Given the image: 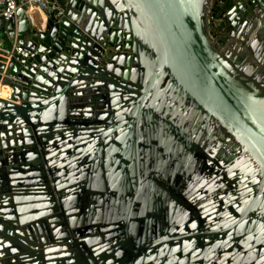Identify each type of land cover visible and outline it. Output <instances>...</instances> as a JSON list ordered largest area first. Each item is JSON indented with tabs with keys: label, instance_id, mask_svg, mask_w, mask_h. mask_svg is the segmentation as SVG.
Returning a JSON list of instances; mask_svg holds the SVG:
<instances>
[{
	"label": "water",
	"instance_id": "95a60500",
	"mask_svg": "<svg viewBox=\"0 0 264 264\" xmlns=\"http://www.w3.org/2000/svg\"><path fill=\"white\" fill-rule=\"evenodd\" d=\"M55 1L62 9V16L54 18L51 12L43 25L37 28L29 26L24 15V6L18 7L14 15L7 20L0 17V86L9 88L0 109V135L7 134V126H18L8 131L12 130L16 133L14 135L21 136L28 134V129L31 128L34 145L37 143L44 147L45 151L47 146L54 150L59 148L60 157L64 160L57 164V167L68 164L65 165L68 170L66 174L63 175V171L60 174L63 175L62 181L71 187L77 180L72 179L71 171L75 173L73 169L77 163L74 161V152L78 149V135L72 119L73 110L103 107L104 116L107 118L98 119L99 122L94 124L97 127L89 129L93 131L85 175L90 188L85 185L83 188L70 189L65 196L66 201H69L70 197H80L81 194L85 198V195L88 196L85 192L96 189V193H102V190L98 189L99 186H104L107 174L112 176L118 168L113 184L118 182L120 185L123 181L127 182L132 174L138 175L142 151L152 164L159 150L164 152L165 133L173 137L167 145L168 150H172L174 145H180L189 153H197L200 159L205 160L206 157L204 158L202 153L206 154L207 149L211 148L207 145L205 151H200L190 139L181 134V130L175 127L171 119H185L191 113L193 121L189 120L188 124H194L197 118L209 121L214 118L225 128L227 134L224 136L230 134L239 144L240 148L235 149L232 158H236V166L239 168L233 172L238 180H245L246 183L254 185L246 195L247 200H242L243 204L239 205L240 209L250 205V210L244 219L236 217L232 234L216 233L217 230L226 229L229 220H233L234 213L237 216L239 208H235L234 192L231 188L226 199L222 197L224 193H221L215 202L206 203L205 209H210L208 212L212 211L217 217L210 222L213 223V229L217 228L214 235L202 238L204 236L199 229L202 225L189 220L186 227L195 226L198 231L194 237H184L176 241L175 245L187 246L191 243L195 246L191 252L193 254L199 253L200 249L207 251V248L217 241L231 242L233 245L246 237L250 241L264 237V213L258 215L252 210L258 204V210L264 212V0H247L254 8V17L249 23L253 25L249 28L250 34L248 33L245 39L237 37L241 33L240 30L227 38H216L212 34L211 28L216 17L211 13L212 0ZM124 25L132 27L134 32H126L123 36L121 31ZM219 26L221 27L222 23ZM98 32L102 35L99 43L96 41ZM111 42L122 43V48L129 51L125 68L117 64L118 73L122 71L121 76H117L112 69L110 71L105 68L107 64L117 62L118 57L124 55L123 52L111 56L108 60L101 57L102 45ZM120 45L114 48L117 50ZM12 46L21 47L26 52L35 50L38 54L22 57L11 50ZM129 70L134 72L131 77L126 74ZM78 83L93 84L99 92L84 95V92L76 90ZM159 104L162 107L161 114L156 112ZM67 134H70L71 138ZM17 140L21 142L23 139ZM212 140L214 143L215 139ZM86 145L87 143H83L80 147ZM110 147L114 149L109 151L112 157L108 158ZM28 153L21 150L17 155L25 156ZM96 155H99L97 159ZM37 161L39 162L38 159ZM109 161H112L113 165L106 170ZM6 166L8 165L4 166L5 175L8 172ZM170 167L172 171H180L179 176L184 178V167L180 162L179 167L177 165L180 170L174 168L175 164L168 165V168ZM95 176L99 180L97 183L92 182ZM191 177L192 175L189 178ZM27 179L25 177L23 182L24 188L28 183ZM9 180L8 178V183ZM60 183L59 181L56 184ZM51 184L55 186V181ZM44 185L50 188L47 180ZM155 186L156 189H152L151 193L154 207L158 202L156 192L162 188L163 183L157 181ZM224 186L225 192L229 182L224 183ZM19 191L22 193L23 190ZM48 196L50 200V192ZM91 197L96 198L95 195ZM9 198L13 199L11 196ZM24 199L25 202L21 204L20 200L15 199L18 206L24 205V208L17 212L21 211L25 215L24 211L30 209L31 212L38 207L34 204L36 201ZM10 202L14 205V202ZM175 202L173 203L176 207L181 203L177 199ZM74 203L75 201H72L70 204ZM28 204L31 206L26 207ZM62 207L67 222L70 215L67 214V206ZM43 208L41 204L40 209ZM194 208L200 216L201 210L197 206ZM173 209L165 207L163 213L170 216L172 211H177ZM13 212L10 213L12 218ZM144 213L140 215V221L130 219L123 224L121 238L113 240L104 255L91 252L93 259H90L80 246H76L68 250L72 258L67 261L64 258L62 263L58 261V264H123L125 260L132 262L131 264H159L160 259L145 258L147 255L151 258L158 252L160 253L157 257L170 259L160 264H191L192 258L188 257L191 254H184L183 251L174 253L180 247L173 248V242L162 250L160 247H150L151 244L146 243L147 238L139 237L149 236L154 239L153 235L148 233L152 230L147 229L148 232H144L141 223L150 218L147 214H152L154 219L163 215L158 210ZM120 214L123 213L120 211ZM153 226L163 230L165 223ZM153 226L150 229H154ZM158 235L161 234L158 232ZM9 236H12V242L10 239L6 240L2 247L9 257L0 264H44L36 255L21 252L17 247L20 242L16 240V232L13 235L9 233ZM125 236L135 237L133 241L136 239L137 243L130 246V242L125 241ZM19 239L25 240L21 237ZM91 242L88 241L87 244L93 247ZM0 253H3L5 258L4 251ZM240 256L252 257L253 253L246 252L236 258ZM212 257L218 264L223 257L229 260L222 251L212 252ZM202 260L197 264H201ZM205 261L206 259L204 263Z\"/></svg>",
	"mask_w": 264,
	"mask_h": 264
},
{
	"label": "bare ground",
	"instance_id": "6f19581e",
	"mask_svg": "<svg viewBox=\"0 0 264 264\" xmlns=\"http://www.w3.org/2000/svg\"><path fill=\"white\" fill-rule=\"evenodd\" d=\"M251 26L253 25L248 24L245 27L242 26V28L239 29L241 33L237 37L240 36L245 39L246 36L250 34L249 32L251 29L249 28H251ZM123 29L121 31L123 36H125L126 32L129 34L134 32L133 28L128 25H124ZM101 36V33L98 32L96 40L98 43L100 42ZM123 53L124 55L118 57L117 62H113V64L110 65L107 64L105 69L110 71L112 69L117 76L118 74L121 76L122 71L118 73L119 68L117 64L125 68L126 55L129 54V51L124 49ZM133 73V71L129 70L126 74L131 77ZM80 84L82 83L77 84L76 90H80L82 93L84 92V95H88L94 91L95 93L99 92L96 90L98 88H95L93 84ZM8 93L9 88L7 86H0L1 98L6 97ZM113 101H115L114 98ZM160 105L161 104L156 107V112L159 114H161L160 111L162 109ZM104 111L103 107H99L98 109L85 107L81 110L77 108L73 110L72 119L77 130L78 149L74 152L76 155L74 161L77 163L76 169H73L75 173L71 171L72 179L77 180L73 182V186L71 187L65 184V181H62L63 175L68 171L66 168L68 164H62L57 167V164H60L64 160V158L60 157L61 152H59V148L54 150L47 146V150L45 151L44 147L39 146L37 143L34 145V136L31 128L28 129V134L26 133L21 136L14 135L16 133L12 130L8 131V129L18 126H7L5 130L7 134L4 133V135H0V184H2L0 185V252L4 251L5 255L4 258L3 253H0V262L6 261V257H9L8 252L2 247L6 243V240H12V236H9V233L13 235L15 232L17 236L16 240L20 242V246L17 247L21 249V252L29 255H36V258H39L44 264H58V261L62 263L64 258L65 261L71 259L72 256L68 250H72V248H76V246H80L86 255L90 259H93L91 252H99L100 255H104L105 250L108 248L110 249L117 238H121V233L123 234L122 228L125 222L130 219H132V221H136V219L140 221V215L142 213L145 211L154 212V210L162 212L163 215L155 214V216L162 215L161 218L154 219L152 218V214H147L150 218L141 223V229L143 228L145 230L144 232H148L146 231L147 229L152 230L148 233L153 235L154 239L149 236L139 237L147 238L146 243L151 244L150 247L156 246L163 250L166 245L169 243L172 244L173 242V248L180 247L177 251H174V253L183 251L184 254H191L195 247L193 244L188 243L187 246L182 244L178 245V247L175 245L176 241L178 242V240L184 237L187 239L194 237V234L198 231L195 226H193V228H187L186 222L192 220L193 222L197 221V225H206L205 227L201 226V228H199L204 236L202 238L214 235L217 228L213 229V223L210 222L217 219V217L214 216L212 211L208 212L210 209H205L206 203L208 201L215 202L217 196L221 193H224L222 197L226 199L229 196V191L232 190L231 188H233L232 191L234 192L233 202L235 203V208H239L237 209V216L236 213H234L233 220H229L230 222L225 227L226 229L217 230L216 233H226L225 235L232 234V229L236 224V217L242 220L245 216H248L247 213L250 210V205L243 209H240L239 205L243 204L241 203L242 200H247L246 195L253 189L254 185L253 183H246L247 181L245 180H238L237 176L234 175L233 170L239 167L236 166V158L233 160L232 158L234 157L235 149L239 150V144L230 134L224 136V134H227L225 128L214 118H211L209 121L205 120V118L199 120L196 117L198 120L195 119L194 124L191 122L188 124L189 120L192 119L193 121L192 113L185 117V119L183 117L179 119L178 117L170 119L175 127H177L179 131L181 130V134H183L185 138L190 139L193 145L195 147L197 146L200 151L201 149H206L207 145L211 148L209 149L207 147L208 152H206V154L200 152L204 158L206 157L205 160L200 159L197 153H189L188 150L183 149L180 145H174L172 150H168L167 145L171 143L173 137L171 134L165 133L163 138V141H166L164 152L159 150L160 152L155 156L152 164L146 153L142 151V156L140 157L141 167L138 175L132 174L127 182L123 181L124 183L118 185V182L113 184L112 181L113 178L117 176L119 168L115 172L112 170L114 172L112 176L110 174L108 176L107 174L105 185L99 186L98 188L102 190V193L99 194V192H97V194L96 189L95 191H88V193L85 192L88 195H85V198L82 197V194H79L80 197L72 196L69 201H66L65 196L70 189L76 187L83 188L82 186L85 185L87 188H90L87 184V176L85 175V169L88 167L87 162L89 154L91 153L90 143L92 139L91 132L93 131L89 129L96 128L97 126L94 125L95 123H98L102 118H107L104 116ZM81 112L83 113L80 117ZM181 118H183V120ZM67 136L71 138L70 134H67ZM212 138L215 139L214 143ZM17 139L23 140L20 142ZM83 143H87V145L85 147H80ZM109 149L108 158H111L112 153L109 151L114 148L110 147ZM21 150L25 153L29 152L28 155H17V152L19 153ZM43 155L45 156L44 159L42 158ZM137 155H139V153H137ZM98 157L99 155H96L95 158L97 159ZM125 157L126 155L124 154V159ZM109 162V165L106 164V170H108L107 168L109 166L113 165L112 161ZM179 162L182 167H184V171L182 172L184 178L179 176L180 171H172L171 167L168 168V165L172 164H175L174 168H178ZM6 164L8 165V167L6 166L8 172L5 175L6 169L4 166ZM113 168L116 167L113 166ZM92 170L93 169H91V171ZM178 170L180 169L178 168ZM61 171L64 172L63 175L60 174ZM236 172L239 173L238 171ZM75 174L76 176H74ZM191 175L192 177L189 178ZM25 177L28 178V185L26 184L24 188L22 185ZM58 177H60L59 180ZM8 178L10 179L9 183L7 182ZM46 180L50 184V188L45 187L44 184ZM53 181H55V186L51 184ZM59 181L61 183L63 182L64 185H60L61 183L56 184L59 183ZM97 181L99 180L95 176L92 182L97 183ZM157 181L162 182L163 186L162 188L158 187L159 189L156 192L158 193L156 197L158 202L154 204V207L152 205L151 193L156 189L157 186L155 185ZM228 182L229 186L224 192L223 190L226 188L224 183L227 184ZM124 184H126L125 187ZM122 185L123 187H121ZM236 189H238V191H236ZM19 190H23L22 193ZM27 191L31 193L28 194ZM49 192L51 195L50 200L48 199ZM90 195H95L96 198H92ZM170 195H174V197L170 198ZM9 196L13 199H10ZM24 198L29 199V201L31 199L32 201H36L34 204L38 206L31 212L30 209L28 211L22 210L24 213L26 212L25 215H23L21 211L17 212V210L23 209L24 205L22 207L18 206L15 200H20L19 204H21L25 202ZM175 199L181 202L177 207L173 203ZM10 201L14 202V205H12L13 203ZM72 201H75V203L70 204ZM41 204L44 207L43 209H40ZM63 205L67 206V214L70 215V220L67 222L65 213L62 210ZM30 206L31 205L28 204L26 207ZM194 206H197L198 209L201 210L200 216L197 214ZM165 207H173V210L177 209V211H170L171 213L169 216L167 213H163ZM258 209H260L258 208V204L252 208L253 212H256L258 215L264 213ZM12 211H14L13 218L11 217L12 214H10ZM120 211L123 214H120ZM157 223H165V227H162L164 229H155L153 225ZM150 225L153 226L154 229H150ZM239 231L238 229L237 232L239 233ZM158 232L161 235H158ZM197 235H199V233ZM19 237L25 240L21 241ZM125 238L126 242H130V246L137 243L136 239L133 241L135 237L125 236ZM247 238L248 237L241 239L240 242H238V240L234 242L233 245L231 242L217 241L207 248V251L205 249H200L198 251L199 253H193L188 257L192 258L191 261L193 262H191V264H197L201 259H203L201 264H218L215 262V258L213 259L212 252L218 253L222 251V254L228 256L229 260H225L223 257L219 262L220 264H264V237L255 238L253 241ZM88 241H92L93 247L87 244ZM246 252H252L253 256H240L236 258V256L240 254L243 255ZM159 253L160 252L151 256V258L147 255L145 258H147L146 260L152 258H154V260L160 259L159 264L170 260L165 257H157ZM204 259H206L205 263ZM131 263L132 262H128L127 260L123 261V264Z\"/></svg>",
	"mask_w": 264,
	"mask_h": 264
},
{
	"label": "flooded vegetation",
	"instance_id": "af4514ba",
	"mask_svg": "<svg viewBox=\"0 0 264 264\" xmlns=\"http://www.w3.org/2000/svg\"><path fill=\"white\" fill-rule=\"evenodd\" d=\"M210 8L211 13L216 16L211 28L216 38H227L232 33H237L242 26L251 23L254 17V8L247 3V0H212ZM220 23H222L221 27Z\"/></svg>",
	"mask_w": 264,
	"mask_h": 264
},
{
	"label": "built area",
	"instance_id": "2783aa9c",
	"mask_svg": "<svg viewBox=\"0 0 264 264\" xmlns=\"http://www.w3.org/2000/svg\"><path fill=\"white\" fill-rule=\"evenodd\" d=\"M24 6V15L30 27L42 26L45 18L51 12L54 18L62 16V9L58 7L55 0H0V17L3 20H7L14 15L18 7ZM34 14H39L38 18L35 19ZM15 53L20 54L22 57L33 56L38 54L37 51L33 50L30 52L24 51L21 47L12 46ZM9 54V52H7ZM6 97H0V109L3 107L2 100Z\"/></svg>",
	"mask_w": 264,
	"mask_h": 264
},
{
	"label": "rangeland",
	"instance_id": "374dc122",
	"mask_svg": "<svg viewBox=\"0 0 264 264\" xmlns=\"http://www.w3.org/2000/svg\"><path fill=\"white\" fill-rule=\"evenodd\" d=\"M212 2V1H211ZM211 5V4H210ZM122 43H113V42H111V43H106L105 45H102V58L104 59V60H108V59H110L111 58V56H113V55H118L119 53H121V52H123V48H122ZM117 45H120V48L119 49H115L114 48V46H117Z\"/></svg>",
	"mask_w": 264,
	"mask_h": 264
},
{
	"label": "crops",
	"instance_id": "0c3cea01",
	"mask_svg": "<svg viewBox=\"0 0 264 264\" xmlns=\"http://www.w3.org/2000/svg\"><path fill=\"white\" fill-rule=\"evenodd\" d=\"M39 14H34V17H35V19H39L38 16Z\"/></svg>",
	"mask_w": 264,
	"mask_h": 264
}]
</instances>
